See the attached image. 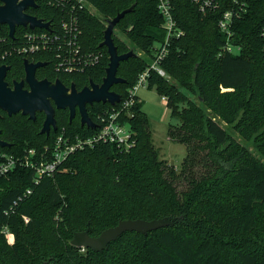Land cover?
<instances>
[{"label": "trees", "instance_id": "trees-1", "mask_svg": "<svg viewBox=\"0 0 264 264\" xmlns=\"http://www.w3.org/2000/svg\"><path fill=\"white\" fill-rule=\"evenodd\" d=\"M246 1L248 10L234 22L232 39L241 51L220 55L226 43L218 26L222 11L203 15L192 0H174V17L185 35L170 43L162 63L168 77L152 72L148 80L149 88L167 97L172 118L180 121V126H170L169 135L188 147L181 165L187 187L180 191L175 184L180 173L160 158L147 114L137 102L131 119L137 140L133 148L122 151L103 144L79 150L22 200L23 192L34 186V171L18 167L0 178V264H264V0ZM89 2L100 16L77 10L81 43L86 50L103 52L101 63L81 74H63L48 60L51 70L78 90L90 80L101 84L109 64L107 48L99 46L105 20L135 4L116 26L127 42L115 30L112 37L119 54L139 50L150 61L137 54L121 62L117 75L127 82L112 90L124 96L150 66L156 45L164 42L158 0ZM32 10L48 22L60 12L45 0ZM2 37L6 35L0 32V53L12 42ZM24 58L46 59L44 54L14 55L0 66L12 65L15 77ZM108 106L95 103L88 107L89 115L94 118ZM57 125L87 132L79 118L69 122L62 113ZM0 127L3 139L12 143L0 148L8 154L50 144L54 135L34 132L19 115L0 119ZM228 127L252 140L258 155L236 141ZM163 217L177 218L175 225L146 235L126 232L100 253L71 244L74 232L88 224L91 235L98 236L121 220ZM4 226L13 233V243L2 233Z\"/></svg>", "mask_w": 264, "mask_h": 264}, {"label": "built area", "instance_id": "built-area-1", "mask_svg": "<svg viewBox=\"0 0 264 264\" xmlns=\"http://www.w3.org/2000/svg\"><path fill=\"white\" fill-rule=\"evenodd\" d=\"M48 6L60 10L55 21H49L48 28H21L18 39H12L7 43L0 53V61L18 56H34L44 54L46 60H50L55 72L63 74H81L86 70L98 66L104 56L101 51L86 50L81 43L82 29L80 27L78 9L95 8L89 0H45ZM38 3V2H37ZM200 13L208 15L211 12L222 11L218 20L221 32L226 36V43L220 55L224 53L239 54L241 47L234 45L232 39L235 35L234 22L241 19L247 12L249 3L246 0H192ZM225 8V10H224ZM158 10L164 22L162 28L166 36L164 42L154 49V58L150 66L139 75L136 83L127 92L121 95L120 102L95 112L93 122L96 128L82 126L87 132H78L69 129L67 126L52 130V141L40 148H28L21 155L8 154L0 150V178L7 177L18 167L28 168L34 171L32 177L33 187L26 189L19 198L29 197L34 187L39 185L46 177H53L59 171L63 163L74 153L87 148H94L98 145H115L119 150L126 151L136 145L135 131L131 119L135 115L134 108L138 99V91L142 87L149 88V77L156 72L167 77L162 67L164 59L168 56L171 41L185 35V31L178 25L174 17V0H158ZM224 10V11H223ZM48 22V21H44ZM106 26L107 23L105 22ZM115 30V29H114ZM260 36L264 42V26ZM162 100L168 103V99L162 96ZM49 134V136L51 135ZM18 201L14 202V206ZM13 207V206H12ZM11 207V208H12ZM9 210L5 211L8 214ZM29 222V218L24 216ZM2 233L13 237L8 226H4Z\"/></svg>", "mask_w": 264, "mask_h": 264}, {"label": "water", "instance_id": "water-1", "mask_svg": "<svg viewBox=\"0 0 264 264\" xmlns=\"http://www.w3.org/2000/svg\"><path fill=\"white\" fill-rule=\"evenodd\" d=\"M3 5L0 6V24L7 23L10 28V37L15 38V30L17 27H29L34 29L48 28L49 22H44L36 16L26 13L28 8H37L39 0H1ZM135 4L130 8L118 13L112 19H106L107 26L104 30V40L99 44L100 47H106L109 55V64L106 67V74L101 84L90 80L89 85L78 90L75 83L70 87H66L59 79L55 82L47 80L38 81L35 77V69L45 66L46 63H30L27 59L24 61L26 78L30 90L24 89V81H14L13 87L4 81L6 71L9 66H0V109H3L9 116L22 113L28 115L31 120L36 119V113L45 114L43 127L40 131L41 135L49 136L51 129L57 130V120L55 118V107L51 100L54 101L56 108L70 109V122L75 117L76 108L80 114L81 126L96 128L88 114L87 105L92 106L94 103H103L115 105L120 102L121 95L113 91V86L124 84L126 79L119 77L118 69L123 61L137 56L134 49L119 54L117 46L113 40L114 29L117 24L125 17L126 14L132 12ZM1 134V130H0ZM11 147V144L0 139V148ZM177 218L163 217L153 220L144 219H127L121 220L113 227L103 230L100 235L92 236V228L88 224L87 228L82 231L74 232L71 244L80 249H90L93 252L100 253L108 249L111 242L116 241L126 232H137L148 234L149 232L164 228L173 227Z\"/></svg>", "mask_w": 264, "mask_h": 264}, {"label": "rangeland", "instance_id": "rangeland-1", "mask_svg": "<svg viewBox=\"0 0 264 264\" xmlns=\"http://www.w3.org/2000/svg\"><path fill=\"white\" fill-rule=\"evenodd\" d=\"M89 11L95 16H100L97 10L93 7L89 8ZM116 34H118V37L121 40L127 42L126 36L119 33L117 28H115V35ZM137 54L150 61V58L145 53L137 50ZM138 97L142 103V110L147 114L149 120V128L152 133L153 144L158 149L160 158L171 166H175L177 172L180 173V176L175 180V184L178 189L182 191L187 187V181L181 176V165L188 154V147L182 142L171 139L169 135L170 126L178 127L180 126V121L176 118H172L170 108L167 103L162 100V96L156 91V89L142 87L138 91ZM228 129L236 141L245 145L251 152L258 155V152L253 146L252 140L244 139L231 127H228ZM196 168L199 170L200 166H197ZM10 240L12 243L14 242V235L13 237H10Z\"/></svg>", "mask_w": 264, "mask_h": 264}, {"label": "flooded vegetation", "instance_id": "flooded-vegetation-1", "mask_svg": "<svg viewBox=\"0 0 264 264\" xmlns=\"http://www.w3.org/2000/svg\"><path fill=\"white\" fill-rule=\"evenodd\" d=\"M1 5H3V2L0 0V6ZM32 9L33 8H28L26 10V13L33 15L32 14V11H33ZM17 29H18V27L15 30L14 37H16ZM0 32H1V34H5L6 35V37H2L4 41H7L8 38L10 40L13 39V38L10 37V28H9V25L7 23H1L0 24ZM25 59H27L30 63H33V64L39 63V62L40 63H43V62L46 63L45 66L37 67L35 69V77H36V79L38 81L47 80L49 82H55L57 79H59L57 77H54V74H53V72L51 70L50 62L48 60H46V59L44 60V59H40V58H24L18 64L19 68H18V71H17V74H16L15 77H13L12 65L7 64V63L1 64V66L2 65L9 66V69L6 71V74H5V77H4V81L9 85V87H13L14 81H18V82L24 81V89L25 90H30L29 84L25 81V78H26V70H25V65H24ZM59 80L66 87H70V85L65 83L63 80H61V79H59ZM51 103L55 107V118H56V120H57V115L62 113L64 115V117H67L69 119V122H70V109L68 107H66L64 109H58V108H56L54 101L51 100ZM88 107H90V105H87V110H88ZM88 114H89V110H88ZM16 115H19V116H22V117L26 118V120L30 124H32V126H33L32 130L34 132H39L40 133V131H41L42 127H43L44 120H45V114L44 113L37 112L35 120H31L28 115H22V113H18ZM9 117H12V116H9L6 111H4L3 109H0V119H7ZM78 118L80 119V114H79V112H78V110L76 108L75 117H74L73 120H77ZM0 130H1L0 139L12 145L11 142L3 139V129L0 127ZM51 131H52V129H51Z\"/></svg>", "mask_w": 264, "mask_h": 264}]
</instances>
